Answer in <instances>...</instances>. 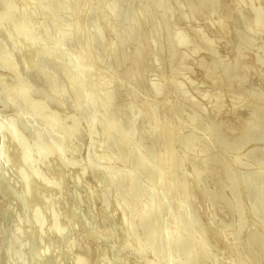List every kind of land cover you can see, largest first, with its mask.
Listing matches in <instances>:
<instances>
[{"label": "bare ground", "instance_id": "bare-ground-1", "mask_svg": "<svg viewBox=\"0 0 264 264\" xmlns=\"http://www.w3.org/2000/svg\"><path fill=\"white\" fill-rule=\"evenodd\" d=\"M0 264H264V0H0Z\"/></svg>", "mask_w": 264, "mask_h": 264}]
</instances>
